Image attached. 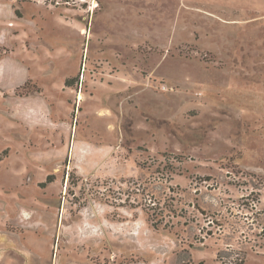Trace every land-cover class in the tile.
<instances>
[{
	"label": "rangeland",
	"instance_id": "rangeland-1",
	"mask_svg": "<svg viewBox=\"0 0 264 264\" xmlns=\"http://www.w3.org/2000/svg\"><path fill=\"white\" fill-rule=\"evenodd\" d=\"M0 264H264V0H0Z\"/></svg>",
	"mask_w": 264,
	"mask_h": 264
},
{
	"label": "crops",
	"instance_id": "crops-1",
	"mask_svg": "<svg viewBox=\"0 0 264 264\" xmlns=\"http://www.w3.org/2000/svg\"><path fill=\"white\" fill-rule=\"evenodd\" d=\"M81 30L83 31V29H81ZM80 32H81V31H80ZM80 95H81V93L78 94V98H79Z\"/></svg>",
	"mask_w": 264,
	"mask_h": 264
}]
</instances>
